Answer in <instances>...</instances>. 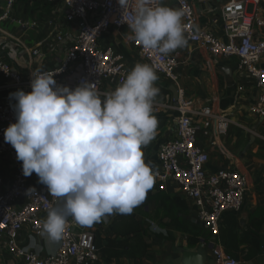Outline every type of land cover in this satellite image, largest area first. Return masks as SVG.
<instances>
[{
    "label": "built area",
    "instance_id": "2783aa9c",
    "mask_svg": "<svg viewBox=\"0 0 264 264\" xmlns=\"http://www.w3.org/2000/svg\"><path fill=\"white\" fill-rule=\"evenodd\" d=\"M29 1V0H26ZM51 4L52 10L62 17L64 26L57 28L52 41L34 46L13 40L0 39V91L23 90L30 92L31 72L58 71L54 79L59 85L74 88L82 81L94 83L100 89L108 83L118 86L132 69L114 47L105 44L111 31H121L135 52L156 70L158 76L177 83L175 69L178 49L162 55L145 49L138 41L130 39L127 21L130 9H121L118 0H39ZM173 3L182 15L184 37L195 49L207 50L214 58H234L237 63L236 94L234 103L243 98L252 99L245 106L254 117H261L264 124V38L254 39L252 25L264 26V16L259 11L248 13V2L259 0H228L220 8L221 35L200 25L199 17L190 0H164ZM16 0H4L0 24L11 18ZM248 20V21H247ZM26 29H39L36 20L18 22ZM49 25L52 21H48ZM75 25L73 33L67 25ZM1 32V30H0ZM49 53L58 60L44 65ZM56 57V58H57ZM18 62L24 66L19 67ZM233 103V105H235ZM14 99L0 101V242L12 258L22 264H95L99 260L95 232L84 229L71 217L62 239L57 242L55 253L40 255L28 249L20 240L27 231L39 237L40 226L50 205L59 202L38 182L33 173L22 174V162L16 159L14 148L4 141V130L15 123ZM234 107V106H233ZM228 110V109H227ZM227 110L215 111L213 104L195 107L184 98V91L177 90V98L166 102H153V112L173 111L175 131L161 143L149 165L155 175V192L177 187L183 198L193 202L191 210L195 220L206 230L201 242L210 247L214 264H238L227 254L218 241L224 215L235 214L244 206L249 187L248 175L233 169L222 168L214 172L207 167L209 155L198 144L202 131L199 119L211 121V133L217 138L227 136L231 114ZM205 134V133H204ZM258 136L264 140V137Z\"/></svg>",
    "mask_w": 264,
    "mask_h": 264
},
{
    "label": "clouds",
    "instance_id": "9594fccd",
    "mask_svg": "<svg viewBox=\"0 0 264 264\" xmlns=\"http://www.w3.org/2000/svg\"><path fill=\"white\" fill-rule=\"evenodd\" d=\"M118 4L131 12L130 20H122L129 38L145 49L168 55L186 45L183 14L163 0ZM57 72L36 69L30 92L10 93L15 123L4 130L22 174L35 173L59 202L49 206L40 226L39 235L51 243L62 239L69 217L90 226L113 214L131 215L145 202L155 175L142 148L158 127L153 113L158 75L150 64L136 63L103 99L94 83L59 85Z\"/></svg>",
    "mask_w": 264,
    "mask_h": 264
},
{
    "label": "crops",
    "instance_id": "0c3cea01",
    "mask_svg": "<svg viewBox=\"0 0 264 264\" xmlns=\"http://www.w3.org/2000/svg\"><path fill=\"white\" fill-rule=\"evenodd\" d=\"M226 1L228 0H190L196 9L200 25L213 29L219 36L222 33L219 12L222 4ZM3 3L4 0H0V14L4 7ZM163 3L175 9L173 3L164 0ZM247 8V15L256 10L264 16V0H259L258 4L249 1ZM31 19L39 22V29H26L18 23ZM49 20L52 21L51 25L48 23ZM64 25L62 17L59 13L53 12L51 4L41 3L39 0H16L11 18L0 24V39L6 42L15 39L30 46L41 44L43 48V42L52 41L55 30ZM74 29L75 25L70 24L67 25L66 31L73 33ZM252 29L254 39L264 38V26L259 27L253 23ZM105 44L114 47L124 57L130 68H133L138 62L148 64L135 52L129 40L123 38V33L119 30L111 31L105 39ZM56 55L49 53L43 61L44 65L55 63L58 60ZM177 56L178 65L175 69L177 83L158 76L155 86L159 88V94L154 101L168 103L175 99L174 90L177 95V90L182 89L184 98L189 100L193 106L203 107L212 103L215 111L222 110L223 101L226 98L229 99L227 97L228 77L223 68L232 67L236 60L234 58L214 59L207 50L195 49L188 41L185 46L178 48ZM261 62L264 64V58ZM18 66L24 65L22 62H18ZM232 76L230 81L238 84L237 71L233 72ZM115 88L116 86L108 83L100 87L104 92ZM15 91L17 90L0 91V101L12 100L10 93ZM243 96L236 101V104L234 103L235 105L229 103L224 108L231 113H227L230 119L227 136L222 138L213 136L210 131L211 121L204 118L199 119L203 134L199 136L198 144L209 155L207 167L210 171L233 168L248 175L249 187L243 208L238 213L224 215L223 220L230 215L236 219L234 232L241 236V250L234 257L238 260V264H264V145L263 141L259 140L260 137L255 136L257 134L262 137L264 124L261 117L251 116L246 111L245 106L252 99H247L245 93ZM153 113L158 119L156 135L147 146L142 148L143 158L147 164L155 157L159 145L169 139L175 131V113L173 111ZM155 186L156 180L153 188L147 193L145 202L132 212L135 214V219L143 225L140 235L145 245L133 241L132 235L123 238L111 231L110 227L118 214L110 215L90 226L82 225L84 229L95 232L99 256V260L95 264H188L190 261L195 264H213L209 246L203 245L199 239L195 246L190 247L188 243L190 234L176 230L174 226L170 225L171 217L168 214L170 213L168 206L167 209L162 206L160 200L153 201L156 193ZM163 192L167 196V201L168 197L183 201L180 208L182 210L184 208L186 211L177 209L180 218L188 222H197L191 212L194 206L193 202L183 198L177 187H168ZM31 238H35L34 245L31 243ZM20 240L28 249L39 252L43 256L55 253L57 248V242L51 243L47 237H36L26 228L21 232ZM124 241L125 243L129 242L131 247L127 248L126 245H123ZM220 245L223 249L221 243ZM133 251H136L137 256L142 259L134 257ZM116 253L125 255L114 256ZM0 264L22 263L20 259L12 258L0 242Z\"/></svg>",
    "mask_w": 264,
    "mask_h": 264
},
{
    "label": "trees",
    "instance_id": "16d2710c",
    "mask_svg": "<svg viewBox=\"0 0 264 264\" xmlns=\"http://www.w3.org/2000/svg\"><path fill=\"white\" fill-rule=\"evenodd\" d=\"M154 195L155 197L153 201L160 200L161 203L163 204L162 205L163 207L167 208L168 206V208L170 209L169 210L170 213H168L169 216L171 217L170 225L174 226L176 230H180L182 232L190 234L188 240L190 247L195 246L198 243L199 239H201L204 235H206V230L199 222H192V221L188 222L187 220H183L182 218L179 217V215L177 214L179 213L177 212V209H181L180 207H182L183 205L182 200L178 198L168 197V201H167L166 199L167 196L164 195L163 191L156 192ZM177 206L179 207L177 208ZM181 211L185 212L186 210L183 208V210L181 209ZM235 226H236L235 217L233 215L228 216L222 221L220 232L218 235V241L222 244L223 250L232 257H235L237 252L241 250L240 249L241 236H239L234 232ZM110 228L111 231L118 236H122L124 238L132 235L134 237V240L132 239L133 241H137L138 243L144 244L142 242V237L140 235L143 230V225H141V223H139L135 219V214H131V215L118 214L117 218L114 220ZM123 245H126L127 248L131 247L129 242L125 243L124 241ZM123 254L116 253L114 254V256H121V255L123 256ZM138 259L141 260L142 258L138 257Z\"/></svg>",
    "mask_w": 264,
    "mask_h": 264
},
{
    "label": "water",
    "instance_id": "95a60500",
    "mask_svg": "<svg viewBox=\"0 0 264 264\" xmlns=\"http://www.w3.org/2000/svg\"><path fill=\"white\" fill-rule=\"evenodd\" d=\"M225 74L227 75L228 77V90H227V97L229 99H225L223 101V104H222V110H225L224 108L227 107L228 105L227 104H233L234 103V98H235V94H236V83L234 81H230L232 79V75H233V72H235L237 70V63L233 64L232 67H226L223 68ZM231 77V78H230ZM230 81V82H229ZM174 98L176 99V90H174ZM188 264H195L193 261H190Z\"/></svg>",
    "mask_w": 264,
    "mask_h": 264
},
{
    "label": "rangeland",
    "instance_id": "374dc122",
    "mask_svg": "<svg viewBox=\"0 0 264 264\" xmlns=\"http://www.w3.org/2000/svg\"><path fill=\"white\" fill-rule=\"evenodd\" d=\"M263 132H264V127H263ZM261 135H262V137H264V134L263 133H261ZM259 140H261V141H263V145H264V140L262 139V138H260ZM191 216V215H190ZM184 240H185V238H184ZM203 245H205L206 246V244H203ZM137 252L136 251H133V255H135V256H137V254H136ZM138 257V256H137ZM213 264H214V262H213Z\"/></svg>",
    "mask_w": 264,
    "mask_h": 264
}]
</instances>
